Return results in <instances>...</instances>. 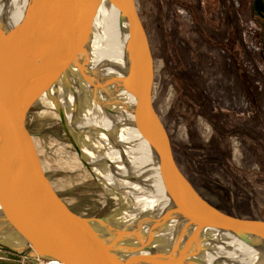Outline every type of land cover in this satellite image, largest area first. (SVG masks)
<instances>
[{"label": "bare ground", "instance_id": "1", "mask_svg": "<svg viewBox=\"0 0 264 264\" xmlns=\"http://www.w3.org/2000/svg\"><path fill=\"white\" fill-rule=\"evenodd\" d=\"M60 1L45 0L52 20L45 22L46 14L40 9L43 0H0V33L17 57L25 54L18 58L24 63L22 70L11 69L13 60L0 63L2 72L9 71L12 78L5 88L10 98L6 99L10 140L17 137L29 149L24 152H31L16 109L23 110L26 124L33 105H49L60 117L64 113L72 119L64 128L96 179L132 205L115 224L106 217L73 220L64 216L65 230L78 243L90 246L89 261L93 264H114L135 255L140 258L133 264H215L235 257L239 249L234 245L243 241L198 224L188 210L170 198L156 167L154 171L152 146L142 135L145 129L136 125L139 119L144 121L145 112L131 66L138 34L131 31L117 0H75L73 34L70 39L59 34L64 40L57 47L46 36L48 31L62 30ZM35 17L39 23L30 28ZM25 32L30 33L27 41ZM143 57L140 84L144 88L149 58ZM70 74L81 91L70 82ZM25 84L28 91L20 97ZM81 130L85 137L80 138ZM5 143L0 120V233L18 225L3 153ZM12 245L33 249L29 244Z\"/></svg>", "mask_w": 264, "mask_h": 264}, {"label": "rangeland", "instance_id": "2", "mask_svg": "<svg viewBox=\"0 0 264 264\" xmlns=\"http://www.w3.org/2000/svg\"><path fill=\"white\" fill-rule=\"evenodd\" d=\"M75 2L60 1L62 30L47 33L57 47L73 34ZM136 2L155 59L154 103L179 166L222 210L264 218V0ZM44 105L26 118L30 151L42 157L61 202L91 218L123 220L132 205L89 170L64 128L72 119Z\"/></svg>", "mask_w": 264, "mask_h": 264}, {"label": "water", "instance_id": "3", "mask_svg": "<svg viewBox=\"0 0 264 264\" xmlns=\"http://www.w3.org/2000/svg\"><path fill=\"white\" fill-rule=\"evenodd\" d=\"M42 3L40 9L46 14L45 22H48L49 18L51 20V10L45 6V0ZM117 3L123 12V17L130 24L131 31L134 30L135 36L138 34L136 42L133 43L137 50L134 53L131 66L136 79L137 97L141 104L143 103L145 112L144 121L139 119L136 125L140 130L145 129L146 136L142 135L148 139L152 146V157L155 159L154 171L156 167L163 187L170 198L188 210L198 224L210 226L218 232H228L243 241L244 245H234L239 249L236 251L235 257L220 259L215 264H264V218L244 217L222 210L200 193L179 166L169 132L154 103L155 59L139 6L136 0H117ZM37 23L39 20L38 17H35L31 20L30 28H33ZM28 37H30V33L25 32L24 40L27 41ZM51 48L53 47L51 46ZM145 55L149 58V68L143 88L140 80L144 76L142 71L143 56ZM22 56H25L23 52L20 57H17L11 49V45L0 33V63L4 59L13 60L14 62L9 63L11 69L22 70L24 63L18 60ZM39 61L41 62V60ZM11 80L9 71L4 74L0 65V120L6 142L3 153L18 220L16 227L0 233V247L25 256H39L62 264H93L89 257L90 246L88 247L86 243H78V240L65 230L62 220L64 216L73 220L76 219L75 217L87 219L91 216L77 212L70 205H62V196L59 195L60 192L54 185V177L44 168L40 154L38 152H36L37 154L25 153L24 151L29 149L17 137L10 140V125L6 107V99L10 98L5 93V88L10 86ZM17 80H19V76ZM23 91H28L26 84L18 94L20 97ZM16 115L20 127L30 137L31 135L28 134L30 130L24 122L23 110L17 108ZM16 243L32 245L33 249L14 247L12 244ZM261 256L262 258H260ZM139 258L138 255L120 258L114 264H133ZM187 262L180 264H190V261Z\"/></svg>", "mask_w": 264, "mask_h": 264}, {"label": "crops", "instance_id": "4", "mask_svg": "<svg viewBox=\"0 0 264 264\" xmlns=\"http://www.w3.org/2000/svg\"><path fill=\"white\" fill-rule=\"evenodd\" d=\"M246 11L249 15H252L254 19H258V16H260V12L258 11V9L256 11L255 8L254 9L251 8V9H246ZM251 11L255 13H251ZM261 57L263 59H260V61L264 62V56H262V53H261ZM0 264H47V263L43 262V259L41 257L25 256L18 252L0 247ZM51 264H58V263L52 262Z\"/></svg>", "mask_w": 264, "mask_h": 264}]
</instances>
